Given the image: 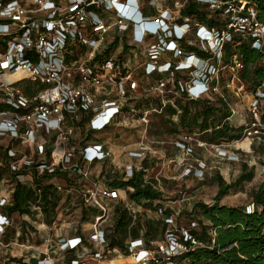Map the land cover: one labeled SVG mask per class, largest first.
<instances>
[{
	"label": "built area",
	"instance_id": "built-area-1",
	"mask_svg": "<svg viewBox=\"0 0 264 264\" xmlns=\"http://www.w3.org/2000/svg\"><path fill=\"white\" fill-rule=\"evenodd\" d=\"M239 1L210 0L230 16L221 29L197 25L195 39L210 53L205 56L186 46H195L185 32L192 27L190 17L168 23L165 8L158 9L156 17L141 11L149 30L141 34L129 31L131 21L126 19L138 16L135 0H0V138L8 135L11 140L3 148V164L0 161L4 167L0 264H6L9 244L16 251L9 264H177L176 257L189 244L201 243L193 231L198 225L195 218L187 226L175 227L179 207L166 210L161 202L138 201L130 196L132 185L109 182L103 163H115L113 150L97 132L113 126L129 128L134 121L145 125L150 112H160L165 105L172 108L169 118L178 121L182 112L178 102L216 90L225 98L213 78L219 68L208 58L217 55L235 34L260 50L259 64L264 69V21L257 18L253 4ZM174 28L179 38L172 36ZM110 31L126 35V44H109ZM183 40L188 44H180ZM116 45L125 54L122 58L111 53ZM228 64L231 80L237 82L233 91L239 95L248 85L242 76L241 53L232 52ZM17 70L22 73L8 77ZM248 94L253 115L244 122L241 135L225 144L242 150L261 137L264 78ZM149 96L158 98L161 105L137 106L138 97ZM175 136L178 150L173 156L183 162L194 153L197 138L180 129ZM243 138H248V148L236 144ZM136 142V147H122L125 163L122 168L115 164L118 179L127 180L141 171L142 182L159 190L160 181L150 180L142 164L151 156L148 141ZM224 153L228 158L239 157L227 149ZM191 172L187 166L180 176ZM259 174H264V161ZM18 184L30 192L25 209L9 211ZM117 206L130 217L123 246L110 244ZM152 206L166 226L160 241L147 231L148 220L138 221L142 211ZM137 222L138 233L132 235L130 226ZM11 229V239L6 241Z\"/></svg>",
	"mask_w": 264,
	"mask_h": 264
},
{
	"label": "rangeland",
	"instance_id": "rangeland-1",
	"mask_svg": "<svg viewBox=\"0 0 264 264\" xmlns=\"http://www.w3.org/2000/svg\"><path fill=\"white\" fill-rule=\"evenodd\" d=\"M129 2V0H125ZM136 1V0H135ZM186 0H139L137 2V11L138 16L126 17L131 21V26L129 31L137 32L138 27H144L145 32H149L147 26H144L142 12L147 14H155L157 16L158 9H166L169 13L168 23L176 22L178 19H183L185 15H182L180 8ZM199 3V8L206 10L209 14L213 13L214 15L219 13L218 17H224V14H227L226 9L221 6H213L210 4V0H194ZM220 4H224V0H216ZM242 2V1H241ZM135 3V2H134ZM243 3V2H242ZM139 4V5H138ZM135 5V4H134ZM222 9L220 11H214V9ZM141 9V10H140ZM232 9V8H231ZM234 9L231 10L233 13ZM230 16V13L227 15ZM191 22V29L185 31L187 32V37L195 42V46L200 48L199 45L202 43L195 39V29L199 24H206L198 22L194 16H189ZM192 20V21H191ZM114 28V27H113ZM214 28V27H213ZM173 37L179 38L177 30L172 29ZM109 44H126V35L117 36L113 31L108 33ZM180 44H188L186 41H180ZM193 44V43H191ZM116 46H112L111 53L121 58L125 55L119 50ZM224 45V44H223ZM187 46V45H186ZM230 49H234V44L230 45ZM198 53V52H197ZM217 53V52H216ZM199 54V53H198ZM224 50L223 46L218 54L213 57H209L208 61L215 63L219 72L213 75L214 81L218 83V89L225 95V101L227 102V108H229L230 114L228 115V123L233 127H240L241 129L244 126V122L253 115L248 109V100L249 94L248 91L251 89L249 85L245 87V92L242 91L239 95L235 94L233 91L234 86H236V80H231L232 68L228 64V60H225L223 57ZM210 53L207 52L209 56ZM217 56V57H216ZM138 60L141 59V55H138ZM196 64H198L196 62ZM133 67V66H132ZM134 72H138L137 68L133 69ZM152 79V78H150ZM197 79V78H196ZM149 81V79H148ZM218 91L211 92L209 94L210 98L214 99ZM206 96V97H209ZM180 102H178L179 104ZM137 106L148 107V106H160L158 98L154 96H149L148 98H137ZM231 106L234 110H231ZM169 105H165L163 110L151 111L148 117L147 124L141 123L140 121H134V125H130L129 128L125 126H113L106 129L102 137H108L110 141L109 144L113 150V157L115 163L107 162L103 163V169H105V175L108 178L109 182L118 179L120 174L119 168L115 167V164H121V168L124 160V154H122L123 146H137V142L140 139L148 141L149 148L151 150V156L142 160V164L147 168L146 173L150 177V180L160 181L161 187L160 195L157 198H153L151 201L161 202L165 205L166 210H170V207H179L181 209V214L175 224L176 228L181 226H187L188 221L191 218H195L197 223L201 215L196 211V203L198 201H203L206 203L214 202V196L218 191V184L214 179V174H221L222 178L226 182L234 180L242 170V163L246 162L248 167L253 168V175L251 179L244 180L238 186L230 187L229 190L219 198V202L228 205L244 206L247 207L248 204L252 203L250 192L257 186V184L264 178V174H259V166L264 161V125L261 127L260 139L252 140V144L247 150H242L239 147L236 148V145H225L229 141L216 142V141H207L203 138V134L196 131V127L191 131L188 127L181 125L178 121H174L169 118L171 112L168 111ZM235 115V116H234ZM261 121L263 123L264 116L262 115ZM175 128V129H173ZM180 129L185 133H191L193 137L197 138V144L194 146V153L185 161L181 162L179 159L174 158L173 154L178 150L174 145V140L176 139L175 132ZM145 134L146 137H141L142 134ZM8 135L0 138V161L2 163L3 148L5 144H10L11 140ZM192 140V139H191ZM239 146V145H238ZM244 148H248L244 147ZM229 152H234L239 155L237 159L228 158L224 153V150ZM3 164V163H2ZM190 166L192 172L187 176L181 177V171ZM3 165L0 164V172L3 170ZM114 170V171H113ZM3 173V172H2ZM5 175H7L5 173ZM155 176L159 177L156 178ZM157 182V181H156ZM179 199V200H178ZM150 201V202H151ZM147 207V206H146ZM16 215V214H15ZM14 215V216H15ZM149 220L153 227L149 233L151 236L155 237L158 241L162 239L163 229L160 230L161 220L158 214L154 210V206L150 210L142 211L140 215L139 222H144ZM207 222L206 219L203 220ZM138 224L133 223L130 227ZM166 227V226H165ZM164 227V228H165ZM198 227V225H197ZM12 229L7 231L5 240L9 241L11 239ZM128 233V232H127ZM121 233L118 232V235ZM122 235V234H121ZM126 234L123 236L125 238ZM15 245L9 244L6 246L7 253L5 254V263L9 264L10 260H14L16 257ZM11 250V251H10ZM0 260H3L1 257ZM11 264V263H10Z\"/></svg>",
	"mask_w": 264,
	"mask_h": 264
},
{
	"label": "trees",
	"instance_id": "trees-1",
	"mask_svg": "<svg viewBox=\"0 0 264 264\" xmlns=\"http://www.w3.org/2000/svg\"><path fill=\"white\" fill-rule=\"evenodd\" d=\"M234 2L240 3L239 0H234ZM245 2L253 4L257 18L264 21V0H245ZM222 9L217 8L214 11ZM180 12L182 15L194 16L198 22H205L209 26H216L220 29L226 26L229 19L227 14H224L222 18L218 17L221 15L219 13L218 15L211 13L208 16L209 13L200 9L199 3L194 0H186ZM223 44L224 59L229 60L234 51L241 53L245 62L242 76L248 81L250 87L257 85L264 78V69L259 64L260 50L252 47L249 39L237 34L232 40L225 41ZM231 44H234L233 50L230 49ZM187 47L195 49L201 55H207V52L201 48L192 45H187ZM225 100L223 96L217 94L214 99L209 96L180 102L182 112L179 114V123L188 127L190 131L196 127V131L202 133V137L207 141L224 142L238 138L241 135V128L233 127L228 123L230 111ZM168 111L172 112L171 106L168 107ZM252 175L253 168L248 167L246 162L242 163L239 175L230 182H226L221 174H214V179L218 184L214 202L198 201L196 203V211L207 220L204 222V219L200 218L198 227L193 230L197 240L201 243L189 244L187 249L176 257L177 264H264V178L250 192L252 199L250 210H246L244 206L219 202V198L230 187L238 186L244 180L251 179ZM111 184L114 186L132 185L134 190L130 192V196L138 201L147 199L149 202L161 193L152 188L150 184L142 182L141 171H137L127 180L117 179ZM29 193L21 184H18L13 192V203L8 207L9 211L24 210ZM129 222L130 217L127 212L117 206L114 233L110 239L111 245L123 246V236L128 232ZM145 224L147 231L151 232L153 224L149 220ZM163 227L164 225L161 224L160 230ZM130 230L132 235H136L138 226L134 225L130 227ZM118 232L122 235H118Z\"/></svg>",
	"mask_w": 264,
	"mask_h": 264
},
{
	"label": "bare ground",
	"instance_id": "bare-ground-1",
	"mask_svg": "<svg viewBox=\"0 0 264 264\" xmlns=\"http://www.w3.org/2000/svg\"><path fill=\"white\" fill-rule=\"evenodd\" d=\"M21 73H22V71L17 70L14 73H12L11 75H9L8 77H13V76L19 75ZM236 144L241 145L242 147H247L249 144V140H248V138H243V139L236 141Z\"/></svg>",
	"mask_w": 264,
	"mask_h": 264
},
{
	"label": "crops",
	"instance_id": "crops-1",
	"mask_svg": "<svg viewBox=\"0 0 264 264\" xmlns=\"http://www.w3.org/2000/svg\"><path fill=\"white\" fill-rule=\"evenodd\" d=\"M192 16V15H191ZM183 21V19L181 18V19H178L176 22H178V23H180V22H182ZM192 21V20H191ZM195 52H197L195 49H193ZM2 105L0 104V107H1ZM104 135V132H102V131H100V132H97V136L99 137V138H101L102 140H105V141H108V142H110L109 140H108V137H106L105 136V138L104 137H102ZM98 166H100V164H97V167Z\"/></svg>",
	"mask_w": 264,
	"mask_h": 264
},
{
	"label": "clouds",
	"instance_id": "clouds-1",
	"mask_svg": "<svg viewBox=\"0 0 264 264\" xmlns=\"http://www.w3.org/2000/svg\"><path fill=\"white\" fill-rule=\"evenodd\" d=\"M135 8H137V1H135ZM140 16V15H139ZM138 16V17H139ZM145 26V25H144ZM138 32H140L141 34H143L144 32H145V30H144V27L142 26V27H138Z\"/></svg>",
	"mask_w": 264,
	"mask_h": 264
}]
</instances>
